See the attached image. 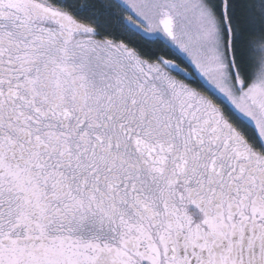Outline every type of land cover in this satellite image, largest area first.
I'll list each match as a JSON object with an SVG mask.
<instances>
[{
    "label": "snow or ice",
    "instance_id": "snow-or-ice-1",
    "mask_svg": "<svg viewBox=\"0 0 264 264\" xmlns=\"http://www.w3.org/2000/svg\"><path fill=\"white\" fill-rule=\"evenodd\" d=\"M0 264H264V0H0Z\"/></svg>",
    "mask_w": 264,
    "mask_h": 264
}]
</instances>
